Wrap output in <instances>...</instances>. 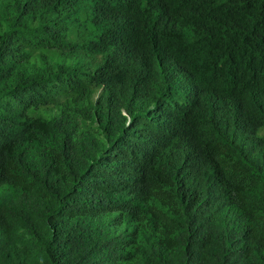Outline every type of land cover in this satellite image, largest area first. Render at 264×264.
I'll list each match as a JSON object with an SVG mask.
<instances>
[{
    "label": "trees",
    "instance_id": "1",
    "mask_svg": "<svg viewBox=\"0 0 264 264\" xmlns=\"http://www.w3.org/2000/svg\"><path fill=\"white\" fill-rule=\"evenodd\" d=\"M0 264H264V0H0Z\"/></svg>",
    "mask_w": 264,
    "mask_h": 264
},
{
    "label": "rangeland",
    "instance_id": "2",
    "mask_svg": "<svg viewBox=\"0 0 264 264\" xmlns=\"http://www.w3.org/2000/svg\"><path fill=\"white\" fill-rule=\"evenodd\" d=\"M14 244L12 254L21 260L24 257H31L38 259L40 251L36 242L26 232H20L14 237ZM36 245V246H35Z\"/></svg>",
    "mask_w": 264,
    "mask_h": 264
}]
</instances>
